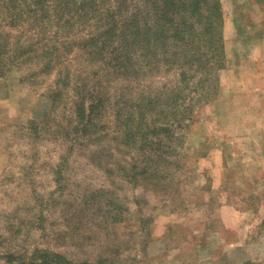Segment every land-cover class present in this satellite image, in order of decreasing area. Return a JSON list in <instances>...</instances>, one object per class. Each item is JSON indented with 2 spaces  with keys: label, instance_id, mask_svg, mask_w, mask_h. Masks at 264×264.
<instances>
[{
  "label": "rangeland",
  "instance_id": "obj_1",
  "mask_svg": "<svg viewBox=\"0 0 264 264\" xmlns=\"http://www.w3.org/2000/svg\"><path fill=\"white\" fill-rule=\"evenodd\" d=\"M221 1L226 67L215 75L214 100L178 131L183 166L171 194L106 173L93 163L96 145L84 132L72 149V138L63 137L65 130L75 135L71 104L106 80L93 79L101 65L89 62L84 51L59 76L54 70L35 76L29 64L0 77V264H45L44 252L63 257L48 264H264V50L251 39L238 41V27L264 18V6ZM1 26L10 32L6 22ZM77 68L91 76L81 78ZM179 73L177 67L148 68L128 93L137 97L181 85ZM108 102L99 118L109 136L101 143L115 149L114 142L126 140L130 120L117 119ZM43 119L60 126L59 138L47 131L38 138L30 134L29 122ZM135 121L145 128L151 122ZM127 151L113 162L128 157ZM236 159L255 162L250 167L242 161L233 170Z\"/></svg>",
  "mask_w": 264,
  "mask_h": 264
},
{
  "label": "trees",
  "instance_id": "obj_2",
  "mask_svg": "<svg viewBox=\"0 0 264 264\" xmlns=\"http://www.w3.org/2000/svg\"><path fill=\"white\" fill-rule=\"evenodd\" d=\"M0 19V77L29 64L33 65L30 74L45 77L54 70L59 76L72 56L77 61L82 59V51L89 62L100 63L93 69V79L101 76L106 80H99L92 92L88 90L89 99L83 95L69 109L76 115L77 138L65 129L63 137L72 138L71 149L82 143L78 139L82 131L83 138L93 137V163L106 173L117 171L135 186L143 181L165 194L177 189L176 173L183 166L175 144L181 136L178 131L189 126L201 105L214 100L210 91L217 86L215 75L219 78L226 67L221 0H0ZM2 21L10 32L1 26ZM85 27L93 28L81 33ZM14 28L20 32L22 43L13 40L17 34ZM162 65L168 71L175 67L180 70L181 85L166 86L155 94L129 95L146 69L158 70ZM77 71L81 78L91 76H83L82 69ZM82 85L79 89L87 91ZM107 102H113L117 119L130 120L123 133L126 140L118 142L117 135L112 134L117 141L115 149L101 143L109 136L99 118ZM144 117L151 120L146 128L135 121ZM29 123L35 138L43 136L42 131L58 138L62 132L50 119ZM123 149L129 150L128 157L113 162ZM56 174L61 175L60 170ZM44 254L41 262L45 264L63 259L58 253Z\"/></svg>",
  "mask_w": 264,
  "mask_h": 264
},
{
  "label": "crops",
  "instance_id": "obj_3",
  "mask_svg": "<svg viewBox=\"0 0 264 264\" xmlns=\"http://www.w3.org/2000/svg\"><path fill=\"white\" fill-rule=\"evenodd\" d=\"M256 4L261 8L262 5L264 6V0H256ZM244 11H247V10H244ZM241 22L242 21H240V20H237V19L235 20L236 24L241 23ZM251 25H253L254 27L253 26H247V25L238 27V28H241V30L239 31L238 41L239 42L244 41V43H245L246 40L251 39V41H255V43L258 44L259 47H262L264 50V18L251 23ZM252 27L254 28L255 33H251ZM249 34H251V36H249ZM242 48L246 49L245 47H242ZM227 59H228V57H227ZM257 67H259V66H257ZM256 70L259 71L258 68H256ZM263 147H264L263 145L260 146V148H263ZM262 151H264V149ZM242 161H245L246 166L248 165L250 167L255 162L254 159H240V160L236 159L233 161V167L234 168H232V169L236 170L239 165L243 164Z\"/></svg>",
  "mask_w": 264,
  "mask_h": 264
}]
</instances>
